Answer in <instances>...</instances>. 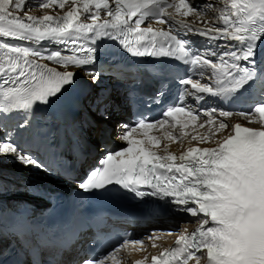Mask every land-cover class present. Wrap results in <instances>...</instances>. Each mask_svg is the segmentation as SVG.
<instances>
[{
  "label": "snow or ice",
  "instance_id": "1",
  "mask_svg": "<svg viewBox=\"0 0 264 264\" xmlns=\"http://www.w3.org/2000/svg\"><path fill=\"white\" fill-rule=\"evenodd\" d=\"M31 7L55 11L32 15ZM214 8L192 0H35L31 6L28 0H0V124L19 116L18 133L35 129L34 139L41 145L56 139L52 128L40 123L44 117H37L42 106L51 107L75 85L77 70L92 85L100 82V72L89 67L97 63L99 41H116L133 57L169 58L188 66V74L177 77L183 89L179 100L159 120L141 115L134 126L123 125L119 138L126 146L107 151L100 166L78 184L89 194L118 186L196 218L194 230H167L166 235H176L175 245L152 255L150 264H264V100L235 112L185 102V97H194L197 105L206 97L231 100L257 82L264 89V66L256 59L264 46V0H223L218 14L207 19V10ZM189 34L204 37L216 49L222 41L223 48L195 49ZM45 41L63 48L31 46ZM162 96L158 92L149 105ZM92 103L103 119L112 118L110 95H98ZM233 116L259 127L229 123ZM198 121L200 129L208 126L207 133L196 131ZM166 125L179 126L180 137ZM189 125L195 134L186 149L177 154L167 143L161 146L162 140L187 136L183 130ZM153 129H164L163 136L150 135ZM137 130L143 138H134ZM0 157L45 168L9 133L0 136ZM158 238L151 233L125 239L81 264H120L122 249L139 245L143 250L145 240ZM151 246L158 247L154 242Z\"/></svg>",
  "mask_w": 264,
  "mask_h": 264
},
{
  "label": "bare ground",
  "instance_id": "2",
  "mask_svg": "<svg viewBox=\"0 0 264 264\" xmlns=\"http://www.w3.org/2000/svg\"><path fill=\"white\" fill-rule=\"evenodd\" d=\"M209 2V0H207ZM33 2V1H32ZM217 10L213 9L211 10V16H206L207 19L211 20L215 15L218 14V9L220 7V5H217ZM54 9H44V10H40L37 8H34L30 14L32 15H42L45 12H54ZM197 39H201L199 36H196ZM12 43H21L23 44L24 42L21 41H11ZM34 47H38L39 50L41 51H45L46 49H53L52 47H40L39 45H31ZM210 48L215 49V45L214 44H210ZM90 80V79H89ZM205 82H208L207 80H205ZM215 105H213L212 103H208L207 104V108H211L214 107ZM206 119V117H201V121ZM223 119V118H221ZM229 121V119H228ZM200 121L197 122V126H196V131L200 132L201 134L207 133L208 131V126H206L204 129H200L198 127ZM118 123V122H117ZM168 131H171L172 134L174 136H178L180 137V129L179 126H176L175 128L172 127H167ZM95 130H93L94 132ZM184 132L188 133L187 136L185 137H181L180 139H178L176 142H169L166 140H162V147L165 143L168 144L169 146V150L172 152H175L177 154H179V152L183 151L184 149H186L189 146V140H190V136L195 134V132L193 131V126L189 125V127L187 129L183 130ZM114 134H117V131H114ZM164 134V129L161 131L160 136L162 137ZM0 136H1V132H0ZM116 138V137H115ZM181 140L183 141V143H181ZM192 145H196L197 142L196 141H191ZM200 146H213L211 144H201ZM93 154V153H92ZM4 169L7 171H12V174L9 173H5L4 174ZM0 177L4 180L0 182V193L2 192V194H0V198L6 197L8 196V198L11 199H17L20 197L24 196V181H27L29 177H35L36 179H33V182L35 183V186H37L39 184V182H43V181H47L52 183L54 181V177H52L51 175L47 174L46 172H44V170L41 169H37L35 167H31V166H25L21 163H19L18 161H16L15 159L11 158V157H0ZM22 177V182H20V179L16 180V178H21ZM25 178V179H24ZM39 179V180H38ZM17 182L18 186H17ZM29 184V183H28ZM21 185V187L19 186ZM142 257L145 258L146 256L148 257L149 252L148 251H144L142 254ZM131 260H132V255L130 253L126 254V258H125V263L126 264H131Z\"/></svg>",
  "mask_w": 264,
  "mask_h": 264
},
{
  "label": "rangeland",
  "instance_id": "3",
  "mask_svg": "<svg viewBox=\"0 0 264 264\" xmlns=\"http://www.w3.org/2000/svg\"><path fill=\"white\" fill-rule=\"evenodd\" d=\"M32 1L33 2H35V0H28V3H29V5L32 3ZM209 2H211V3H213V4H216V5H220V2L218 1V3L216 2V0H209ZM33 8V7H32ZM33 10V9H32ZM31 10V11H32ZM116 125H117V123H116ZM5 173H9V174H12L13 172L12 171H7V170H5L4 169V174ZM13 175V174H12ZM18 179H20V182H22V177L21 178H16V180H18ZM25 179V178H24ZM18 183L19 182H17L16 184H17V186H18ZM20 187H21V185H19Z\"/></svg>",
  "mask_w": 264,
  "mask_h": 264
}]
</instances>
